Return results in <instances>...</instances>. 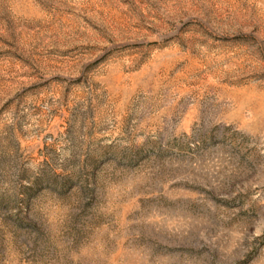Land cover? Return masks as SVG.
<instances>
[{
	"label": "rangeland",
	"instance_id": "rangeland-1",
	"mask_svg": "<svg viewBox=\"0 0 264 264\" xmlns=\"http://www.w3.org/2000/svg\"><path fill=\"white\" fill-rule=\"evenodd\" d=\"M0 264H264V0H0Z\"/></svg>",
	"mask_w": 264,
	"mask_h": 264
}]
</instances>
